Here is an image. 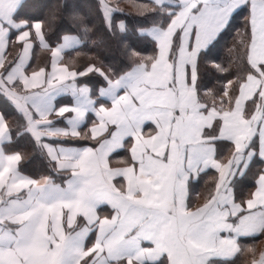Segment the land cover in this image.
Returning <instances> with one entry per match:
<instances>
[{"label": "snow or ice", "instance_id": "snow-or-ice-1", "mask_svg": "<svg viewBox=\"0 0 264 264\" xmlns=\"http://www.w3.org/2000/svg\"><path fill=\"white\" fill-rule=\"evenodd\" d=\"M100 4L111 30L113 13L122 10ZM152 5L136 7L160 18L139 29L155 42V55L141 57L126 44L127 70L90 63L77 71L60 63L63 54L103 44L83 15H70L76 34H62L53 47L45 22L28 14L29 0H0V97L23 117L17 135L32 138L52 173L33 178L21 171L23 155L8 150L13 137L0 113V264H220L241 253L264 264V251L256 260L255 246L240 243L264 236V173L250 198L238 203L234 194L253 158L264 159V0ZM245 10L237 33L242 73L221 94L202 90L200 58ZM55 19L48 17L49 26ZM119 29L126 31L123 22ZM12 35L22 47L7 60ZM33 37L50 52L51 70L29 75ZM89 73L104 81L96 93L78 80ZM65 95L71 102L57 107ZM220 142L233 146L226 162L218 158ZM119 150L129 157L113 167L110 157ZM209 169L218 173L214 188L193 207L190 183Z\"/></svg>", "mask_w": 264, "mask_h": 264}, {"label": "trees", "instance_id": "trees-1", "mask_svg": "<svg viewBox=\"0 0 264 264\" xmlns=\"http://www.w3.org/2000/svg\"><path fill=\"white\" fill-rule=\"evenodd\" d=\"M32 7L28 14L35 20L44 21V35L47 42L55 46L59 42L62 34H76L75 26L70 27L69 17L72 13L78 12L83 15L85 21L94 30L93 39L103 38V44L99 47L93 46L89 42L86 46L69 51L64 56V61L70 67L77 71H83L90 63H95L105 71L113 69L117 72L125 71L129 68L132 60L127 54L125 45L140 54L141 57H149L156 54L155 42L150 36L141 34L139 29L151 26L159 21L156 13L148 11L140 14L136 5H148L153 7L152 0H108L110 6L122 11L114 12L111 17V30L106 26V21L101 12L100 0H29ZM54 14L56 19L51 26L48 24V17ZM247 11H238L234 14L231 21V28L220 39L206 56H202L198 63V83L202 90H212L221 94V89L229 80L235 81L237 76L243 71L240 56L241 46L238 41L237 33H242L245 28ZM35 22V21H33ZM123 22L126 31L119 29V24ZM15 35L10 37L11 44L7 50V60H13L18 54L19 44L13 43ZM207 51V50H206ZM48 59V53H43L41 63ZM220 65L224 71L217 69ZM81 83H86L96 93L100 86H104V81L97 73H89L78 79ZM237 85L234 83L229 89L230 95H234ZM249 109L251 101L247 102ZM0 113H3L6 122L12 133L13 143L9 146V151H19L23 155V161L20 164L21 171L25 174L39 178L41 176L52 175L46 159L42 156L40 150L34 146L33 140L28 135H17L23 131L25 121L23 117L14 109V107L5 102L0 97ZM86 131V129L82 130ZM77 145L90 144V141H75ZM233 146L228 142H220L218 158L226 159L231 156ZM263 161L257 155L253 158L243 179L237 178L234 181V194L237 201H244L250 196L255 187V179L261 173ZM57 182L61 177L54 176ZM217 178L215 171L208 170L206 174H201L198 181L190 183V202L192 205L204 201L209 191L214 188ZM199 202V203H198ZM264 236H257L255 239L242 238V246L254 245ZM252 254H237V256L228 263L224 264H246Z\"/></svg>", "mask_w": 264, "mask_h": 264}, {"label": "crops", "instance_id": "crops-1", "mask_svg": "<svg viewBox=\"0 0 264 264\" xmlns=\"http://www.w3.org/2000/svg\"><path fill=\"white\" fill-rule=\"evenodd\" d=\"M15 39H16V37L14 36V38H13L12 41H15ZM10 44H11V39H10V43H9V45H10ZM55 46H56V45H55ZM55 46H53V47H55ZM21 47H22V46L19 44L18 53H19ZM8 48H9V46H8ZM8 48L6 49V56H7V50H8ZM45 52L48 53V59L45 60L44 63H41V58H42V56H43V53H45ZM67 52H69V51H66V52L63 54V59L60 61L61 64H67V63H65V61H64V56H65V54H66ZM67 65H68V64H67ZM68 66H69V65H68ZM40 67H46V70H47V71H50V70H51V54H50L49 51L40 48V46H39V41H38V40H35V38L33 37V50H32V56H31V60H30L29 66H28V68L26 69V71H27V73L30 75L31 72H32L33 70H38ZM69 67H70V66H69ZM70 68L74 69L73 67H70ZM74 70H75V69H74ZM79 78H80V77H78V79H79ZM100 87H101V86H100ZM100 87H99V88H100ZM99 88H98V89H99ZM97 91H98V90H97ZM70 102H71V97H70V96H68V95L61 96V97H58V98H57L56 106H57V107H60V106L65 105V104H69ZM89 115L91 116L92 119H95V117L92 116V114H89ZM60 126H63V125H60ZM90 126H91V119L89 120V127H90ZM149 131H150V128H148V127L146 126V128H145V132L147 133V132H149ZM86 145H89V144H86ZM80 146H85V145H80ZM128 157H129V153H128L126 150H119L118 152L113 153L112 156L110 157V165L113 166V167L122 166L121 162L124 161V160H127ZM228 158H229V157H228ZM228 158H226V159H222V160L226 162V160H227ZM220 159H221V158H220ZM260 159H261V158H260ZM261 160L263 161V167H262V171H261L260 174L264 173V159H261ZM209 170L215 171V169H209ZM215 173L217 174V177H218V173H217L216 171H215ZM260 174H258V176H257L256 179H255V187H254V189H253L252 192H254L255 189H256V181H257V179H258V177H259ZM252 192H251V193H252ZM250 196H251V194H250ZM250 196L247 197L246 199L250 198ZM246 199H245V200H246ZM236 201H237V200H236ZM203 202H204L203 200L200 201V204H202ZM237 202H238V203H241L240 201H237ZM242 202H243V201H242ZM198 203H199V202H198ZM195 206H199V204H194L193 207H195ZM100 211H101V214L103 215V214H105V213L108 211V209L104 208V209H101ZM241 239H242V238H241ZM261 251H264V237H262V238L257 242V246H256V255H255V257H254L256 260H259V254H260ZM234 258H235V257H234ZM234 258H233V259H234ZM233 259H232V260H233ZM252 259H253V257H252L251 259H249L248 262H247L246 264H251ZM232 260H229V261H232ZM229 261H221L220 264L228 263Z\"/></svg>", "mask_w": 264, "mask_h": 264}]
</instances>
